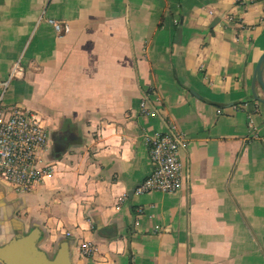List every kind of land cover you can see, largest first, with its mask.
<instances>
[{
    "label": "crops",
    "instance_id": "0c3cea01",
    "mask_svg": "<svg viewBox=\"0 0 264 264\" xmlns=\"http://www.w3.org/2000/svg\"><path fill=\"white\" fill-rule=\"evenodd\" d=\"M263 53L264 0H0V98L43 116L54 168L0 181V248L40 229L72 264H264ZM171 123L189 178L138 194Z\"/></svg>",
    "mask_w": 264,
    "mask_h": 264
},
{
    "label": "built area",
    "instance_id": "2783aa9c",
    "mask_svg": "<svg viewBox=\"0 0 264 264\" xmlns=\"http://www.w3.org/2000/svg\"><path fill=\"white\" fill-rule=\"evenodd\" d=\"M60 32L62 25L49 20ZM19 64L11 73L13 78ZM8 82L4 85L7 86ZM0 98V181L7 182L19 193H28L53 171L46 159L50 149V130L43 116L36 110L22 107L6 109ZM141 111L156 115L147 99L141 102ZM189 139L178 125L171 123L164 133L148 138L149 155L153 165L151 173L136 188L138 194L159 191L165 193L180 190L189 174L184 172L181 152ZM143 208H139L142 213ZM90 244L85 245L87 254L93 253Z\"/></svg>",
    "mask_w": 264,
    "mask_h": 264
},
{
    "label": "water",
    "instance_id": "95a60500",
    "mask_svg": "<svg viewBox=\"0 0 264 264\" xmlns=\"http://www.w3.org/2000/svg\"><path fill=\"white\" fill-rule=\"evenodd\" d=\"M255 80L260 84L264 95V53L256 66ZM264 102V98H262ZM134 191V190H133ZM42 231L35 229L0 248V260L4 264H72L68 244H63L51 256L40 246Z\"/></svg>",
    "mask_w": 264,
    "mask_h": 264
},
{
    "label": "rangeland",
    "instance_id": "374dc122",
    "mask_svg": "<svg viewBox=\"0 0 264 264\" xmlns=\"http://www.w3.org/2000/svg\"><path fill=\"white\" fill-rule=\"evenodd\" d=\"M56 140H57V147L59 148L62 145V139L57 137L56 135Z\"/></svg>",
    "mask_w": 264,
    "mask_h": 264
},
{
    "label": "trees",
    "instance_id": "16d2710c",
    "mask_svg": "<svg viewBox=\"0 0 264 264\" xmlns=\"http://www.w3.org/2000/svg\"><path fill=\"white\" fill-rule=\"evenodd\" d=\"M64 142H67L66 140H62V144H64Z\"/></svg>",
    "mask_w": 264,
    "mask_h": 264
}]
</instances>
